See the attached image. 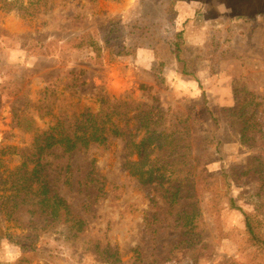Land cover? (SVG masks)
<instances>
[{
  "label": "rangeland",
  "instance_id": "1",
  "mask_svg": "<svg viewBox=\"0 0 264 264\" xmlns=\"http://www.w3.org/2000/svg\"><path fill=\"white\" fill-rule=\"evenodd\" d=\"M187 1L0 0V264H110L106 247L126 264L136 247L142 264H264V0ZM113 19L136 50L111 59L123 42L111 34L97 60L92 44L105 46ZM125 97L167 111L158 129L190 133L191 157L173 167L193 199L171 207L121 138L40 154L39 135ZM39 158L87 220L79 236L45 223L30 174ZM92 161L106 196L83 186ZM193 202L198 227L182 235L177 214Z\"/></svg>",
  "mask_w": 264,
  "mask_h": 264
},
{
  "label": "trees",
  "instance_id": "2",
  "mask_svg": "<svg viewBox=\"0 0 264 264\" xmlns=\"http://www.w3.org/2000/svg\"><path fill=\"white\" fill-rule=\"evenodd\" d=\"M107 26L105 46H101L98 42L92 44L96 59L100 60L102 58L104 49L110 51L112 38L115 41L120 40L123 42L109 54L112 56L111 59L115 56L133 54L137 45L125 43V36L120 33L123 29L121 21L117 19L110 20ZM138 28L140 26H137ZM111 34H114L112 38L108 36ZM178 37L182 38L180 34ZM72 44L77 49L87 46L86 41L78 38L73 40ZM182 44L183 42L180 41L174 44L177 57H180L182 52ZM159 66L161 70L162 64ZM70 74L77 81L79 79L78 74H84V70L73 71ZM195 80L199 81L198 78H195ZM203 97L206 101L205 92H203ZM167 115L168 112L158 106L138 104L129 97L116 100L112 104H108L107 100L102 98L98 112L95 114L90 112L82 114V117L75 115L74 120L67 124H59L39 135L36 142L42 155L45 150L52 148H58L63 153L70 154L80 149H87L93 144H106L110 137L121 138L129 147L131 155H137L144 166L148 164L146 174L141 176L143 182L149 184L159 182L163 197L170 202L172 207L178 205L182 200L194 198V194H189V189L183 192L182 187L175 183L179 180V177L173 167L176 160L182 157H191L192 152L191 145L186 142L190 133L188 135H185L186 132L180 133L179 127L170 132L165 128L158 129L159 124L166 120ZM37 161L30 174L36 179L37 188L35 193L38 197L39 207H42V211L46 213L43 216L45 223L47 225H65L73 232V237L79 236L87 229V220L77 214L69 201L53 188L52 182L48 180V174H43L45 169L40 158ZM69 169L67 167L66 170L70 171ZM207 173V169H204V174L207 175ZM210 176L213 177V175L208 174L206 178ZM82 180L83 186L92 190L97 198L107 195L106 180L104 176L99 174L94 161L91 162L87 172L82 176ZM165 183L168 186H165ZM80 185H82V182ZM192 206L193 209H190ZM1 209L0 206V232ZM177 215L179 220L176 221V224L182 228V235H189L198 227L197 217L201 216V209L193 202L187 204ZM247 227L253 233L248 219ZM133 252L134 257L130 261H134V264H142L141 249L136 247ZM104 258L110 264H126L122 262L116 253L111 252L109 247L105 248Z\"/></svg>",
  "mask_w": 264,
  "mask_h": 264
},
{
  "label": "crops",
  "instance_id": "3",
  "mask_svg": "<svg viewBox=\"0 0 264 264\" xmlns=\"http://www.w3.org/2000/svg\"><path fill=\"white\" fill-rule=\"evenodd\" d=\"M192 1V0H191ZM191 1H187V3L191 2Z\"/></svg>",
  "mask_w": 264,
  "mask_h": 264
}]
</instances>
